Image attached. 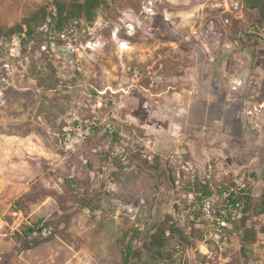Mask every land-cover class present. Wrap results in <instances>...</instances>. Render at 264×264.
Returning <instances> with one entry per match:
<instances>
[{
	"label": "rangeland",
	"instance_id": "obj_1",
	"mask_svg": "<svg viewBox=\"0 0 264 264\" xmlns=\"http://www.w3.org/2000/svg\"><path fill=\"white\" fill-rule=\"evenodd\" d=\"M57 1L86 0H0V264H264V135L233 148L210 109L264 100V0H99L61 30ZM241 182L220 238L204 199Z\"/></svg>",
	"mask_w": 264,
	"mask_h": 264
},
{
	"label": "built area",
	"instance_id": "obj_2",
	"mask_svg": "<svg viewBox=\"0 0 264 264\" xmlns=\"http://www.w3.org/2000/svg\"><path fill=\"white\" fill-rule=\"evenodd\" d=\"M262 37H264V33L261 34ZM238 84H242V80L239 78H235L234 80ZM251 123V122H250ZM102 124V123H101ZM100 123H93L90 127H97ZM106 130L113 134L115 133V129L111 126L106 127ZM82 132L83 135L79 136L78 134ZM87 131L82 127V125L77 126L75 129H71L69 132V137L71 138H77L82 139L86 136ZM73 135V136H71ZM247 188V185L245 182H241L239 187L235 186H228L223 190L224 194V202L222 205L219 206V208L213 209L214 203L210 198H205L203 202V209L206 212L208 216V221L211 223V225L214 228V233L216 236L222 238L221 234L223 232V229L228 226L230 221L236 220L238 218L242 217V209H243V202L242 197L246 195L245 189ZM214 234L210 232L209 234H205V238L209 239Z\"/></svg>",
	"mask_w": 264,
	"mask_h": 264
},
{
	"label": "trees",
	"instance_id": "obj_3",
	"mask_svg": "<svg viewBox=\"0 0 264 264\" xmlns=\"http://www.w3.org/2000/svg\"><path fill=\"white\" fill-rule=\"evenodd\" d=\"M57 10L55 13H50V17L52 20L56 22V26L59 30L63 29L66 25H68L71 21L81 19H91L94 15V10L99 4V0H86L84 3L75 2L71 5H67L64 2L57 1ZM45 20L43 17L38 21L39 25H42ZM28 34L30 35L32 32L31 25H28ZM23 26L21 24L16 25L11 28V34L22 33ZM10 34V35H11ZM27 34V32H26ZM112 136H117L116 133L111 134ZM245 197H242V199ZM37 225V224H36ZM40 229H36L35 227H29L25 232V237L29 243L39 234ZM134 236L131 240H133ZM132 245L131 242L127 245L126 254L124 258V264H129L132 257Z\"/></svg>",
	"mask_w": 264,
	"mask_h": 264
},
{
	"label": "crops",
	"instance_id": "obj_4",
	"mask_svg": "<svg viewBox=\"0 0 264 264\" xmlns=\"http://www.w3.org/2000/svg\"><path fill=\"white\" fill-rule=\"evenodd\" d=\"M238 100L239 101L237 103H235V105L233 106V109L235 111L234 116L227 123L223 122V115H224V111H225L224 101H221L219 99L216 101H213L212 105L210 106V109L213 113H215V112L217 113V117H218L217 119L220 123L219 126L220 127H221V125L224 126V131H226V132L228 131L229 132L228 135L232 139L233 138L239 139L240 143H238V142H236V143L244 144L245 142H247L248 135L241 136V134H239V133H242L243 128H246L249 126L248 123L251 122V124H252V122H255V119L253 117L257 114L256 110L258 112L263 111V113H264V100L261 103L258 102V104L252 100L246 99L245 96L239 98ZM252 105H254V106H252ZM259 116L262 117L261 123L257 122L256 125L250 124V127L251 126H253V127L257 126L259 131H261V133L264 135V115L262 116L259 114ZM184 131H185V129H184ZM228 140H226V141L228 142Z\"/></svg>",
	"mask_w": 264,
	"mask_h": 264
},
{
	"label": "flooded vegetation",
	"instance_id": "obj_5",
	"mask_svg": "<svg viewBox=\"0 0 264 264\" xmlns=\"http://www.w3.org/2000/svg\"><path fill=\"white\" fill-rule=\"evenodd\" d=\"M217 133H218V135L220 134V135H219V136H221L220 138H223V139H226V140L229 139L228 142H229V143L233 146V148H234L235 143L232 142L231 137L228 135V134H229L228 131L226 132V131H224V129H222V131L217 132ZM224 133H225V136L227 135V136H226L227 138L224 136ZM230 135H231V134H230ZM238 149L241 150V147L238 148ZM255 149L258 150L259 152H258L257 154H255V156H254V155H251V157L253 156V158H254V157H256V156H257V157H258V156H264V146H260V145L257 144V146L255 147ZM240 150H237V152H235L236 155L239 154V151H240ZM253 158H252V159H253Z\"/></svg>",
	"mask_w": 264,
	"mask_h": 264
},
{
	"label": "water",
	"instance_id": "obj_6",
	"mask_svg": "<svg viewBox=\"0 0 264 264\" xmlns=\"http://www.w3.org/2000/svg\"><path fill=\"white\" fill-rule=\"evenodd\" d=\"M105 131H103V133H104ZM79 136H82L83 135V133L82 132H80L79 134H78ZM51 232V229L50 228H48V227H46L45 229H44V234L46 235V234H48V233H50Z\"/></svg>",
	"mask_w": 264,
	"mask_h": 264
}]
</instances>
